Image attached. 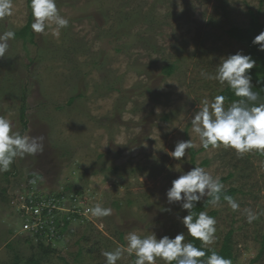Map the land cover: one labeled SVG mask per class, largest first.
Segmentation results:
<instances>
[{
    "label": "rangeland",
    "instance_id": "1",
    "mask_svg": "<svg viewBox=\"0 0 264 264\" xmlns=\"http://www.w3.org/2000/svg\"><path fill=\"white\" fill-rule=\"evenodd\" d=\"M56 3L69 21L59 36L46 29L34 33L33 43L15 37L0 59V116L22 135L46 138L42 154L14 160L8 183L0 173V264L15 255L19 264H105L102 253L126 247L130 232L158 239L186 232L178 218L188 212L179 203L169 205L166 192L195 166L218 177L224 189L240 190L234 197L239 210L219 201L204 211L216 212V232L203 247L219 250L230 231L233 264H264V158L257 151L237 156L223 146L202 149L191 125L203 101L227 86L206 77L222 58L246 55L227 30L247 27L253 11L264 32V0ZM13 4V15L0 20V33L18 32L32 14L28 0ZM170 63L175 70L165 76L162 68ZM190 139L194 156L191 149L181 160L169 155ZM56 194L65 198L55 204ZM31 197L46 202L47 222L36 220L48 223L50 237L58 220L56 241L36 238L33 226L22 229ZM97 203L112 214L92 217L86 210ZM248 209L258 214L251 224ZM134 260L125 253L117 264ZM156 264L165 262L158 258Z\"/></svg>",
    "mask_w": 264,
    "mask_h": 264
},
{
    "label": "clouds",
    "instance_id": "2",
    "mask_svg": "<svg viewBox=\"0 0 264 264\" xmlns=\"http://www.w3.org/2000/svg\"><path fill=\"white\" fill-rule=\"evenodd\" d=\"M30 7L34 18L31 24L34 33L43 34L46 29H51L54 36H59L60 31L69 24L68 19L60 15L56 0H31ZM13 10V0H0V20L11 17ZM14 38V30L0 33V59L5 58L9 41ZM252 43L259 45V50L264 51V32L257 35ZM254 66L255 61L250 55L237 52L222 58L216 67L215 74L206 77L218 81L221 86L227 85L240 99L233 101L229 107H225V97L217 95L211 102L204 100L203 106L195 112L191 119L192 131L197 134L204 149L223 146L233 149L237 156H243L252 151L264 152V103L253 104L258 100V94L252 91V77L249 71ZM250 104L252 106H249ZM45 139L42 134L22 135L13 129L10 119L0 116V173L9 171L17 157L42 154ZM193 147L191 139L179 141L169 155L181 160L186 150ZM223 189L224 185L219 178H214L202 167L195 166L190 171L182 172L172 181L166 197L169 205L179 203L183 210H187L186 216L178 218L186 232H180L174 238L165 235L159 239L155 233L141 237L135 232H130L126 236V247H118L114 251L102 253L105 264H117L125 253L135 256L134 264H156L158 258L165 264H173V262L175 264H230L215 251L208 255L206 260L200 259L205 257V251L193 243H185L186 233L201 241L202 245L213 242L216 220L206 212H200L194 217L192 209L206 197L210 198L211 204L216 205L221 199ZM33 198H30L28 205V210L32 209V213L30 211L33 216L30 219L32 224L24 223L22 229H25L24 225L27 224L35 227L37 232L41 227H48V223L41 224L36 220L40 216L42 222H47L45 217L48 214H43L42 209L44 207L48 212V208L44 205L45 201L43 204L40 200L36 203L32 201ZM224 200L233 211L239 210L240 205L234 198L224 196ZM32 202L36 204L31 206ZM86 212L94 218H101L110 216L112 209L97 203ZM23 214L27 215L25 210ZM257 219L256 212L251 209L246 210V221L249 224Z\"/></svg>",
    "mask_w": 264,
    "mask_h": 264
},
{
    "label": "trees",
    "instance_id": "3",
    "mask_svg": "<svg viewBox=\"0 0 264 264\" xmlns=\"http://www.w3.org/2000/svg\"><path fill=\"white\" fill-rule=\"evenodd\" d=\"M30 2L31 0H28V4L30 6ZM249 22H248V26L245 28H241V27H231L227 30V34L228 36L235 40L238 43H241L245 46L246 48V55H250L251 58L255 61V66L249 70L252 80L251 83L253 85L252 87V91L256 92L258 94V100L253 102V104H259V103H264V51H260L259 50V45L253 44L252 41L253 39L259 35L262 32V24L259 21V17L257 13H254L253 11H249ZM31 24H32V14L29 15L28 19H27V23L25 24V26L19 30L18 32H15V37H20L24 42H29V43H33V39H34V32L31 28ZM163 74L165 76H170L174 70H175V65L174 63H170V64H166L165 66H163ZM218 95H223L225 97V103L229 104L232 103L235 100L240 99L239 97H236L234 95V92L228 87L226 86L224 89H222ZM249 106H252V104H250ZM20 112V120L22 122V126L25 127V116H24V109L23 106L19 109ZM164 119H167V117H164ZM202 149H204L202 147ZM260 157L264 158V152H258L257 153ZM191 155L194 156L195 155V151H193L191 149ZM205 163V162H204ZM15 175V171L14 172H3L1 174V179L3 178L5 183H8L9 178L11 176ZM232 174H229L228 178L232 177ZM226 180V179H225ZM6 188H1V191L4 192ZM240 190H237L234 187H230L228 189H223L222 193H221V202L227 203L224 200V196H230L232 198L235 197V195L239 192ZM65 196L63 194H56L53 196V198L51 199L53 203H59L62 199H64ZM33 201V200H32ZM37 201V200H35ZM39 201V200H38ZM37 203V202H36ZM36 203H31V206L35 205ZM210 198H205L203 201H200L197 203V205L192 209V214L195 216H198V214L200 212H204L210 205ZM29 205V202H28ZM31 213H32V209H30ZM17 213H19V209L17 210ZM42 213L43 214H48L47 209H45L43 207L42 209ZM216 214L215 211H211L209 212L210 216H214ZM75 216H77V214L75 213ZM24 217V221L27 224H32V221L30 220L33 216L31 214H27L26 216L23 214ZM22 217V218H23ZM69 219V216H65L64 220H65V224L62 227V230H64L66 228L67 225V220ZM54 226H55V234L50 237V231L48 230V227L44 228L41 227L39 230H37V232H32V235L35 236L38 239H41L45 236H47L48 238H51L52 240L54 239V241H56L55 239L59 238L61 236V232H58V220L55 219V222H53ZM231 234L232 232H227V234L224 236L223 238V242L221 247L219 248V250L216 249H212V248H205L203 247L201 241L196 240L192 237H190L188 235V243H193L196 247L198 248H202V250L205 251L206 255L205 257H202L200 259L206 260L207 256L210 255L213 251H215L217 254H219L220 256L224 257L226 260H228L230 262V264H233L234 262V254H233V247L231 244ZM41 242H39L40 244ZM19 257H17V255H15L11 261L10 264H19ZM29 264H38L36 261H30ZM173 264H175V262H173Z\"/></svg>",
    "mask_w": 264,
    "mask_h": 264
},
{
    "label": "built area",
    "instance_id": "4",
    "mask_svg": "<svg viewBox=\"0 0 264 264\" xmlns=\"http://www.w3.org/2000/svg\"><path fill=\"white\" fill-rule=\"evenodd\" d=\"M29 226L27 224L24 225V228L27 229Z\"/></svg>",
    "mask_w": 264,
    "mask_h": 264
}]
</instances>
